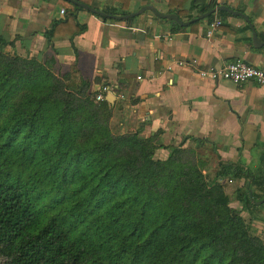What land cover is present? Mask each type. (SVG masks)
<instances>
[{
  "label": "trees",
  "instance_id": "obj_1",
  "mask_svg": "<svg viewBox=\"0 0 264 264\" xmlns=\"http://www.w3.org/2000/svg\"><path fill=\"white\" fill-rule=\"evenodd\" d=\"M63 1L74 20L81 8ZM10 46L0 38V261L264 264V239L241 214L264 198V175L220 163L208 180L182 146L157 158L154 139L112 129L106 99ZM229 173L245 180L241 209L218 181Z\"/></svg>",
  "mask_w": 264,
  "mask_h": 264
},
{
  "label": "crops",
  "instance_id": "obj_2",
  "mask_svg": "<svg viewBox=\"0 0 264 264\" xmlns=\"http://www.w3.org/2000/svg\"><path fill=\"white\" fill-rule=\"evenodd\" d=\"M86 1L119 16L147 5L163 14L180 11L182 21L197 17L203 7L225 5L245 14L264 42V0ZM80 8L75 19L67 21L63 0H0V38L11 42L5 49L45 63L75 88L86 84L85 92L92 97L102 85L111 86L114 93L106 97L112 107L110 126L117 133L138 132L143 139H154L157 158L165 159L170 146L202 149L209 157L203 170L208 180L220 163L229 164L230 170H247L254 178L264 175V84L236 85L197 74L198 68L237 59L264 68V45L253 44L248 22L216 11L182 26L149 10L115 20ZM215 19L221 25L207 37V26ZM54 21L61 23L49 40L47 31ZM231 174L218 181L230 196V206L241 209L236 190L245 180ZM259 205L241 214L264 239V205Z\"/></svg>",
  "mask_w": 264,
  "mask_h": 264
},
{
  "label": "built area",
  "instance_id": "obj_3",
  "mask_svg": "<svg viewBox=\"0 0 264 264\" xmlns=\"http://www.w3.org/2000/svg\"><path fill=\"white\" fill-rule=\"evenodd\" d=\"M61 14L64 10L60 11ZM221 25V20L215 19L208 24L206 36L211 37L216 29ZM180 63V62H179ZM197 74L203 78L211 80H228L233 84L239 85L247 81H254L258 84H264V68L254 66L243 60L237 59L222 65H209L204 68H198ZM113 88L109 85H102L93 95L97 102L106 99L107 94H113ZM121 97H123L121 95Z\"/></svg>",
  "mask_w": 264,
  "mask_h": 264
},
{
  "label": "water",
  "instance_id": "obj_4",
  "mask_svg": "<svg viewBox=\"0 0 264 264\" xmlns=\"http://www.w3.org/2000/svg\"><path fill=\"white\" fill-rule=\"evenodd\" d=\"M68 1L72 2L73 4H76L79 7L84 8V9L90 11V12H93V13L99 15V16L106 17V18H111V19H115V20H123V19L132 18V17H135V16L139 15L140 13H142V12H144L146 10H149L157 17L170 19V20H172V21H174L177 24L182 25V26H187V25H190L191 23H193V22H195L197 20L204 19V18L208 17L209 15L215 13L216 11H226V12H228L230 14H234V15L240 16L246 22H248V24H249V26H250V28L252 30L253 44L256 47H260V46L264 45V42H262L258 38L256 31L254 30L253 26L251 25V23L249 21V18L245 14H243L242 12L230 9V8H228L225 5H218L215 8H212V9L206 11V12L200 13L197 17H195V18H193L191 20L182 21V20L179 19V17L176 14H172V13L163 14V13H160V12H158L156 10L155 7L150 6V5L143 6V7L139 8L135 12L119 16V15H113V14H108V13L102 12L100 10L92 8V7H90V6L86 5V4H83V3L79 2V1H76V0H68ZM107 101H109L108 98H107ZM262 171L264 173V160L262 162ZM253 203L256 204V205L262 204V203H264V198L256 200Z\"/></svg>",
  "mask_w": 264,
  "mask_h": 264
},
{
  "label": "rangeland",
  "instance_id": "obj_5",
  "mask_svg": "<svg viewBox=\"0 0 264 264\" xmlns=\"http://www.w3.org/2000/svg\"><path fill=\"white\" fill-rule=\"evenodd\" d=\"M196 153H197V157L201 160H204L205 161V166L203 167V169H207V159L209 158L207 155V152H204L202 149H197L196 150ZM229 190L233 188V185L232 186H228ZM261 205H264V203H262ZM259 205V206H261ZM0 264H4L2 261H0Z\"/></svg>",
  "mask_w": 264,
  "mask_h": 264
}]
</instances>
